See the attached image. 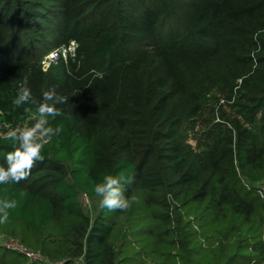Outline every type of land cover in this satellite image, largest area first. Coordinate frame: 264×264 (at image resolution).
<instances>
[{
    "label": "trees",
    "instance_id": "trees-1",
    "mask_svg": "<svg viewBox=\"0 0 264 264\" xmlns=\"http://www.w3.org/2000/svg\"><path fill=\"white\" fill-rule=\"evenodd\" d=\"M71 42L75 59L45 73L43 58ZM237 54L256 67L233 73L244 118L196 148L183 124L222 85L214 63ZM24 87L32 99L16 106ZM49 90L67 100L44 126L60 132L37 135L43 159L26 180L0 184V203L16 201L0 236L62 264H264V139L250 128L264 137V0H0V120L24 128ZM6 130L5 167L18 147ZM105 175L121 180L126 210L99 207ZM0 250L17 256L0 264H38Z\"/></svg>",
    "mask_w": 264,
    "mask_h": 264
},
{
    "label": "rangeland",
    "instance_id": "rangeland-1",
    "mask_svg": "<svg viewBox=\"0 0 264 264\" xmlns=\"http://www.w3.org/2000/svg\"><path fill=\"white\" fill-rule=\"evenodd\" d=\"M241 59V54H237L234 61L225 58L222 59V62L217 61L214 63L211 77L213 81L220 80L219 77H221L223 83L221 86H216L214 83V88L211 89L209 98L203 102V114L198 119V121H186L184 122L182 128V137L186 142L192 144L194 147L198 148L200 145L204 146L203 149L208 152L211 146L216 145V143L225 137V135L229 132V129L224 127V125H222V127H217L218 123H226L232 121L235 118L243 120L244 116L240 114V108L236 105L239 100L238 96H240L238 90L242 83L241 80H234L233 73L240 71L244 74H254L256 67L254 64L249 63L247 66H243ZM205 85L208 87L209 83L207 82ZM39 119L40 114H32L29 119L24 122V128H29L31 121H33L34 126ZM46 119L48 123L50 118L46 117ZM5 123L6 122L4 119L0 120V131L4 129H7L5 133L12 131L8 129L10 126L8 124L6 125ZM261 127V124L257 123L255 126L250 128L252 130L253 137L263 140L264 137L261 134ZM37 135L40 134L38 133ZM83 201L90 209H94L95 205L97 206L98 203V199H91L88 195L84 196ZM6 241V237L0 236V243L2 245H4ZM124 247L127 252H136L135 248L129 245L128 242L124 244ZM0 255L13 259L17 258L15 254L5 252L3 250H0ZM134 262V264H137L136 261ZM157 263L158 261L154 256L147 258V264Z\"/></svg>",
    "mask_w": 264,
    "mask_h": 264
},
{
    "label": "clouds",
    "instance_id": "clouds-1",
    "mask_svg": "<svg viewBox=\"0 0 264 264\" xmlns=\"http://www.w3.org/2000/svg\"><path fill=\"white\" fill-rule=\"evenodd\" d=\"M30 90L27 87L21 88L15 100L14 105L21 106L31 101ZM43 103H41L37 111L40 114V119L33 127L14 129L7 132V139L18 147L6 155V167L0 166V184L16 183L26 180L31 172L35 161H41L42 143H38L40 137L51 136L60 132L59 128L44 127L47 124L46 117L59 115V111L55 106L67 102L66 98L58 95L55 90H49L43 93ZM51 102V103H48ZM94 192L99 197V207L108 211L126 210L129 207V201L124 195V188L121 180L105 175L101 183H97L94 187ZM16 201H4L0 203V211L4 212L6 219L7 212L5 210L14 209Z\"/></svg>",
    "mask_w": 264,
    "mask_h": 264
},
{
    "label": "built area",
    "instance_id": "built-area-1",
    "mask_svg": "<svg viewBox=\"0 0 264 264\" xmlns=\"http://www.w3.org/2000/svg\"><path fill=\"white\" fill-rule=\"evenodd\" d=\"M78 48L79 45L77 42H71L67 46H62L53 49L41 61L42 70L46 73L49 70H51L53 67L59 65L61 61L67 62L69 59H75ZM257 189H258L259 197L264 202V184L258 186ZM6 240L7 241L6 243H4V246L25 255L30 262H34L38 264H62V263L51 262L40 252L27 249L18 239L6 237ZM78 263L83 264V261L80 260L77 262V264Z\"/></svg>",
    "mask_w": 264,
    "mask_h": 264
}]
</instances>
